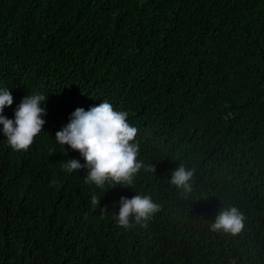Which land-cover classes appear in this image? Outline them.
<instances>
[{"label":"trees","instance_id":"obj_1","mask_svg":"<svg viewBox=\"0 0 264 264\" xmlns=\"http://www.w3.org/2000/svg\"><path fill=\"white\" fill-rule=\"evenodd\" d=\"M0 88L9 119L46 97L27 151L0 125V264H264V0H0ZM103 101L138 130L130 186L62 169L85 160L56 132ZM180 164L194 169L183 194ZM136 195L160 211L118 227ZM230 207L243 230H210Z\"/></svg>","mask_w":264,"mask_h":264},{"label":"clouds","instance_id":"obj_2","mask_svg":"<svg viewBox=\"0 0 264 264\" xmlns=\"http://www.w3.org/2000/svg\"><path fill=\"white\" fill-rule=\"evenodd\" d=\"M45 101L44 95L28 94L17 106L14 119H9L3 113L5 107L13 104V97L8 88H0V125L14 151H27L43 130L46 110L42 102ZM127 116V112L114 110L106 101L87 111L77 108L72 112L69 122L56 132L55 140L62 146L68 145L72 150L78 151L85 164L82 165L76 159H67L62 164V169L72 173L87 167L85 183L100 189L108 181L114 185H132L136 174L144 165L137 159L139 145L134 142L138 130L127 122ZM64 154L67 155V152ZM193 176L194 169L180 164L172 172L170 183L182 190V194L188 193L191 191L190 181ZM58 183L53 180L50 186ZM90 203L95 208L99 204V197L91 195ZM159 211L160 205L153 202L150 196L136 195L131 199L121 197L119 211L113 218L118 227L129 229L134 224L146 226V221ZM244 220L245 217L238 208L222 209L210 224V230L237 235L244 228Z\"/></svg>","mask_w":264,"mask_h":264}]
</instances>
